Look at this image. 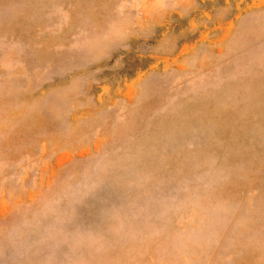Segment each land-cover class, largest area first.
Returning a JSON list of instances; mask_svg holds the SVG:
<instances>
[{
	"label": "rangeland",
	"instance_id": "1",
	"mask_svg": "<svg viewBox=\"0 0 264 264\" xmlns=\"http://www.w3.org/2000/svg\"><path fill=\"white\" fill-rule=\"evenodd\" d=\"M0 264H264V0H0Z\"/></svg>",
	"mask_w": 264,
	"mask_h": 264
}]
</instances>
